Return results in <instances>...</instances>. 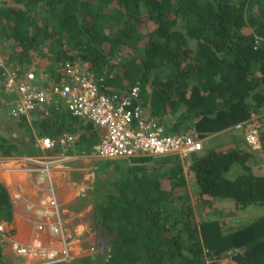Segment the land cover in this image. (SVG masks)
<instances>
[{
    "label": "trees",
    "instance_id": "1",
    "mask_svg": "<svg viewBox=\"0 0 264 264\" xmlns=\"http://www.w3.org/2000/svg\"><path fill=\"white\" fill-rule=\"evenodd\" d=\"M0 47L21 72L55 77L65 61L82 58L103 79L101 92L138 85L141 105L168 133L203 140L244 131L234 126L263 114L264 0H0ZM56 103L50 118L31 124L36 134L19 119L28 144L0 137V153L39 155L36 138L72 132L78 139L68 152L91 154L99 129ZM259 121L263 148L264 115ZM248 149L202 141L184 159L100 160L91 191L99 244L81 264H264V215L228 230L217 219L197 221L183 166L189 161L201 205L264 206V168L254 172L251 162H259ZM12 214L0 183V223L10 225ZM4 258L0 244V264Z\"/></svg>",
    "mask_w": 264,
    "mask_h": 264
},
{
    "label": "built area",
    "instance_id": "2",
    "mask_svg": "<svg viewBox=\"0 0 264 264\" xmlns=\"http://www.w3.org/2000/svg\"><path fill=\"white\" fill-rule=\"evenodd\" d=\"M57 72L55 77L47 79L37 75L34 69L21 72L18 68H11L0 57V81L4 90L11 95L9 116L25 120L31 125L35 121L50 118L52 107L59 108L58 101L71 116L85 118L99 129L100 136L92 146L91 153L99 160L169 154L184 159L202 149V139L196 133H168L161 123L150 116L140 103L138 85L120 93L101 92L99 82L103 79H96L88 61L82 58L65 61ZM234 127L244 129L245 143L252 150L262 148L259 115ZM77 139L78 134L72 132H62L55 138L38 137L35 146L42 153L22 157L25 172L34 175L39 184H45L42 197L35 205L30 203L26 208L33 210L37 227L41 229L46 226L48 234L59 243L58 249L41 246L14 248L19 256L38 257L39 260L34 264L69 262L71 258L63 212L51 175L55 169L75 159L68 151ZM1 156L0 170L4 163ZM5 228L6 224L1 222L0 231Z\"/></svg>",
    "mask_w": 264,
    "mask_h": 264
},
{
    "label": "rangeland",
    "instance_id": "3",
    "mask_svg": "<svg viewBox=\"0 0 264 264\" xmlns=\"http://www.w3.org/2000/svg\"><path fill=\"white\" fill-rule=\"evenodd\" d=\"M6 54L7 52H3L0 47V57L3 58ZM34 70L37 75H41L47 79L52 77L42 72L41 69ZM10 97L11 95L6 93L0 82V137L13 141L22 149L24 145L28 144L30 135L26 132V127H24L21 122L19 125V120L9 116L7 105L10 101ZM263 115L264 114L259 115V119ZM27 125L32 133L36 134L35 127L30 124ZM216 134V137L215 135H209L205 139L203 138V143L207 141V143L211 145L213 141H219V143L215 145V148L224 150H228L234 146H239L241 149H248L244 140V131L225 130ZM214 137L216 139H212ZM248 150L252 152L253 160L259 162L256 168L253 166L254 172L258 174L264 168V147L259 150ZM24 156L26 155L13 156L11 161L19 162L17 165L18 167L22 165L20 159ZM4 160L5 159H3V162ZM100 162L99 159L94 158L91 154H78L77 158L70 161V163H65L61 169H55L51 175L55 189L61 192L65 197L63 200L60 198L59 201L65 222L66 242L69 244L68 250L71 256L69 262L72 264H81L85 258L91 256L98 249L99 231L94 228V221L92 219L91 202L93 195L91 191L95 173L98 171V164ZM188 162L185 160L183 166L185 167L188 191L197 221L217 219L220 221L222 228L228 230L241 223L249 222L256 217L264 215V206L249 205L245 209L235 210L233 202L229 199L213 202L212 205L199 204L201 201L197 199L195 195V182H193L191 175H189L190 171L187 169L189 165ZM4 170H6L4 167L0 170V183H6V177H8L7 174L4 173ZM28 194L30 198H32L29 204L32 203L35 205L39 199L38 196H36L34 191ZM17 198L18 197H16L15 200ZM16 201L19 202L18 199ZM26 203L27 201H25L24 205L27 207ZM15 210L18 212V216L15 217V224L13 222L10 225L5 223L6 228L4 231H0V244L6 264H34L39 260V258L35 256L17 255L14 249L16 246H41L47 249L59 248L57 239L52 238V236L44 230V227L40 229V232L38 231L33 235V225L27 220L25 211L22 209L19 210L17 207ZM28 211L32 216V221H36L33 210ZM220 264L233 263L232 261L224 259Z\"/></svg>",
    "mask_w": 264,
    "mask_h": 264
},
{
    "label": "crops",
    "instance_id": "4",
    "mask_svg": "<svg viewBox=\"0 0 264 264\" xmlns=\"http://www.w3.org/2000/svg\"><path fill=\"white\" fill-rule=\"evenodd\" d=\"M213 135H215V137L217 136V134H213ZM215 137L212 139H216ZM218 143H219V141H213V144L211 143V146H215ZM218 150H224V149L219 148ZM71 155H74V158H77L78 154H71ZM1 157L3 159H5L2 167H4V169H6V170H4L5 171L4 173H6L8 176V177H6V183H3V182L2 183L5 185V187L8 191V194L10 196L11 203H12V209H13L12 222L15 224V221H16L15 217L18 216V212H16L15 208L17 207V208H19V210L22 209L27 214V220L29 222H31L33 225V231H34L33 235H34L38 231L40 232V229L36 225L37 221H32V216L30 215V213H29L28 209L26 208V206L24 205V203H25V201H27L26 204L29 205V202L31 201L32 198H30V195L28 193L33 192V191L36 193V196H38V198H41L42 195L44 194L45 189L43 190V188L45 187V184H43V183L39 184L36 181L34 175H31V174H28L27 172H25V170L23 169L24 163L22 161V158L20 159V163H22V165H19L17 167L19 162L11 161L12 157H5V156H1ZM68 163H70V162H68ZM251 164H252V166H255V168L258 166L257 164H254V162H251ZM55 191H56V194L58 193V195H57V197L59 196L58 200H60V198L62 200L65 199L64 195L61 194V192L57 191L56 189H55ZM16 197H18L17 199L19 202L16 201L17 199L15 200ZM44 230L47 231L46 226L44 227ZM52 238H55V237H52ZM20 246H24V245H20ZM232 263L236 264L235 262H232Z\"/></svg>",
    "mask_w": 264,
    "mask_h": 264
}]
</instances>
